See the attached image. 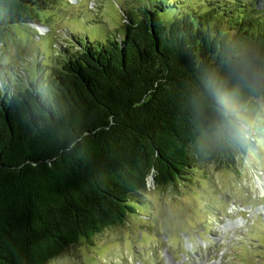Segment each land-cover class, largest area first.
Returning a JSON list of instances; mask_svg holds the SVG:
<instances>
[{
	"label": "trees",
	"instance_id": "obj_1",
	"mask_svg": "<svg viewBox=\"0 0 264 264\" xmlns=\"http://www.w3.org/2000/svg\"><path fill=\"white\" fill-rule=\"evenodd\" d=\"M54 1L0 0V46ZM197 3L144 0L127 10L124 37L61 51L47 77L1 78L0 264H49L124 225L151 177L165 190L200 161L232 165L245 152L218 133L205 79L218 73L261 122L224 61L264 69V18Z\"/></svg>",
	"mask_w": 264,
	"mask_h": 264
},
{
	"label": "rangeland",
	"instance_id": "obj_2",
	"mask_svg": "<svg viewBox=\"0 0 264 264\" xmlns=\"http://www.w3.org/2000/svg\"><path fill=\"white\" fill-rule=\"evenodd\" d=\"M198 1L192 6L200 12L217 7L229 17L264 18V0H253L248 7L239 0ZM143 2L55 0L37 12V23L44 27L16 29L0 46V82L12 72L30 81L47 77L61 51L124 37L127 10ZM261 119L257 135H264ZM246 155L232 165L200 161L184 180L165 190L149 180L137 197V211L124 225L69 248L49 264H264V179H252ZM252 167L264 176V157Z\"/></svg>",
	"mask_w": 264,
	"mask_h": 264
},
{
	"label": "clouds",
	"instance_id": "obj_3",
	"mask_svg": "<svg viewBox=\"0 0 264 264\" xmlns=\"http://www.w3.org/2000/svg\"><path fill=\"white\" fill-rule=\"evenodd\" d=\"M231 70V76L247 89L259 111L264 113V69L236 57L224 61ZM205 87L215 96L220 122L216 125L220 135L230 138L246 152V161L252 169V179L261 178L253 164L264 157V135H257V123L244 114L235 104V93L227 90L222 77L212 71L205 79Z\"/></svg>",
	"mask_w": 264,
	"mask_h": 264
},
{
	"label": "water",
	"instance_id": "obj_4",
	"mask_svg": "<svg viewBox=\"0 0 264 264\" xmlns=\"http://www.w3.org/2000/svg\"><path fill=\"white\" fill-rule=\"evenodd\" d=\"M35 25L38 26V27H44V26H42L41 24H38V23H36ZM150 180H153L155 182L154 178H152V177L150 178Z\"/></svg>",
	"mask_w": 264,
	"mask_h": 264
}]
</instances>
